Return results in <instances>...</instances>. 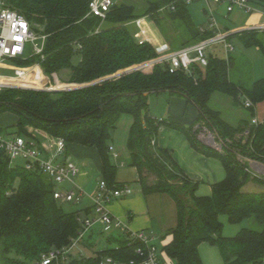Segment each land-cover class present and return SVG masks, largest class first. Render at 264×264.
<instances>
[{
    "label": "trees",
    "instance_id": "trees-1",
    "mask_svg": "<svg viewBox=\"0 0 264 264\" xmlns=\"http://www.w3.org/2000/svg\"><path fill=\"white\" fill-rule=\"evenodd\" d=\"M89 1L0 0L1 8L17 12L33 31L46 37L43 60L30 57L12 60L13 64L23 68L39 64L44 80L33 83L39 87L46 83L56 90L0 92V114L10 112L17 118L12 126L16 131L8 138L31 139L33 136L27 131L31 128L62 139L66 147L77 144L95 148L101 162V179L109 189L120 188L114 182L116 167L110 162L108 147L121 116H130L127 166L136 169L137 184L144 195L166 194L176 206L177 223L171 231V242L164 248L173 264H202L198 253L202 243L216 247L223 264H264V192L242 190L250 181L264 185V124L250 123L253 109H248L250 119L230 124L209 107L215 93L237 103L242 96L253 106L262 103L264 80L254 81L247 88L237 86L228 78L231 59L226 61L211 54L207 66L196 68L192 76L169 73L157 65L149 71L127 72L158 54L150 42L137 43L126 25L145 16L159 26V11L172 3L174 11L169 10L166 17L171 22H181L186 36L179 48L212 34L199 32L188 5L182 2L152 0L141 12L133 5L117 3L101 23L97 17L87 16ZM248 2L264 9V0ZM97 28L99 32L94 34ZM237 35L246 47H259L264 52V33ZM237 35L231 34L229 39ZM75 56L79 61L73 64ZM63 70L68 71V79L58 83L54 78ZM163 93L184 97L197 109L193 125L183 126L150 115L148 96ZM162 127L180 132L193 150L221 162L225 177L211 187L209 197L197 196L198 184L184 174L167 149L157 146ZM202 127L214 131L220 151L197 142L196 134ZM252 163L260 164L263 173L252 175ZM54 188L41 172L11 166L0 149V264H33L50 251L69 247L77 238L78 217L58 205L53 198ZM221 215L230 224L250 221L256 229L246 227L233 237H224ZM138 246L125 241L92 258L69 255L67 264H99L105 257L126 262L134 258Z\"/></svg>",
    "mask_w": 264,
    "mask_h": 264
},
{
    "label": "built area",
    "instance_id": "built-area-1",
    "mask_svg": "<svg viewBox=\"0 0 264 264\" xmlns=\"http://www.w3.org/2000/svg\"><path fill=\"white\" fill-rule=\"evenodd\" d=\"M118 1L119 0H90L88 3L87 16L97 17L100 22L103 23L111 8ZM193 1L195 0H174V3L182 2L186 5H190ZM203 1L209 5L208 0ZM211 3L215 6L223 5L227 14L232 13L234 10H238L249 16L260 14V16L264 18V9L254 6L249 3L248 0H211ZM164 9H161V11ZM166 9L174 11L173 3L167 6ZM206 17L208 23L207 27H200L199 32L201 34L210 32L212 34L210 37L174 51L158 54L157 58L136 65L127 72L149 71L157 65L164 67L169 73L179 72L192 76L196 68L204 69L207 66L208 57L211 54V47L222 45L224 52L226 54L230 53L233 48L229 42V36L234 34V32L224 31V28L216 23L211 8H208ZM239 30L264 33V22L251 24ZM98 32L99 28L94 31V34ZM45 38L46 37L41 33L33 31L30 24L23 16L8 8H0V65L15 59L24 60L30 57H39L40 60H43ZM36 79L44 80L39 73V64L17 69L14 71V74L10 76L0 75V92L8 89L46 92L56 91L51 87L47 88L46 83H44L43 87H39L36 83H33ZM240 100H242V105L245 109H253L254 106L247 97L242 96ZM251 124L257 126L259 122L256 118H252ZM208 143H212V145H214L212 147L215 150H221L220 143L217 145L212 139H209ZM50 146L52 149L50 156L48 158H43L34 139L17 136L14 138H3L0 135V149L4 151L11 166H16L18 165L16 162L21 161V166L25 170L41 172L55 185L53 198L56 201L77 203L82 194L81 191H74L73 188L67 190H60L59 188L65 184H69L73 187L78 175V169L70 161L61 159L66 149L62 139H51ZM112 150V147H108L109 152H112ZM259 165L258 163L251 164L250 168L252 175H260ZM129 194H131V190L126 186L109 189L103 180L99 181L97 193L91 198L94 218H87L84 220L78 219L80 225L79 233L70 246L62 250L50 251L33 264H67L68 256L71 251L84 239L94 225L100 224L109 227L114 224L116 227H120L121 223L113 219L107 209V205L110 201ZM121 233L128 245L139 244V246L134 249V258L123 262L105 257L101 259L99 264H163L160 259L163 253L157 250L154 244V236H148L143 231H131L125 226L121 227Z\"/></svg>",
    "mask_w": 264,
    "mask_h": 264
},
{
    "label": "crops",
    "instance_id": "crops-1",
    "mask_svg": "<svg viewBox=\"0 0 264 264\" xmlns=\"http://www.w3.org/2000/svg\"><path fill=\"white\" fill-rule=\"evenodd\" d=\"M208 8L211 7H207L206 11H208ZM259 19V23L264 22V18ZM242 27L244 26H235L232 27V29H227V31L235 32L242 29ZM224 29L226 30V28ZM161 46L160 50H162V53H165V48L163 49ZM153 47L157 54H159L154 45ZM10 63L11 62L9 61L0 65V75L10 76L14 74L15 70L23 68L11 67ZM63 75L64 74L61 76L63 78L66 77L67 80L68 73L65 76ZM172 105L180 112H182L181 109L185 112L188 106H190L191 111L188 115L189 117L183 121H180L181 119L179 116L175 118V120L170 119L167 112V116L165 117H168L167 120L169 122L177 123L183 126H190L194 124L198 114L197 109L193 107V105L189 104L184 97H169L168 107L170 108ZM258 114V111H256V114L254 112L251 119L256 118L258 122L262 121L260 120L261 118L258 117ZM128 117L129 119L126 121L127 136L125 146L118 142L117 138L114 136L115 132H113L111 142L109 143V147H112L113 149L112 152H109L110 162L116 167L114 182L120 187L126 186L131 190V194L125 195L119 199H114L107 205V209L111 216L113 219L118 220L121 223V226L116 227L114 224L109 227H105L100 224L94 225L86 234L85 240L76 246V250L72 251L73 254H77V256H74L75 258L79 255L88 259L92 258L98 252L116 249L118 245L125 242L121 233V227L125 226L131 231H143L148 236H154V244L157 250L163 253L164 256H161L160 258L162 263L173 264V261L165 255L164 248L171 242V231L175 228L177 223L176 206L174 201L166 194L144 195L137 184L138 173L136 169L127 166L129 153L126 147V142L129 129L132 124V118L130 116ZM15 123L13 125H15ZM29 129L30 130L28 132H30L33 136L31 139L36 141L42 157L48 158L52 151L50 140L53 139V137L42 131H33L31 128ZM156 144L158 147L167 149L184 174L191 181L198 184L196 195L199 197H209L211 195V187L221 182L225 177L223 166L218 159L205 156L193 150L187 139L178 131L171 130L166 127L160 128L156 138ZM61 159L73 163L78 169V175L75 179V185L73 187L69 184H65L59 189L67 190L73 188L74 191H81L82 194L79 202L77 203L59 202L71 204L72 206H69V212L67 213H75L80 220L94 218L91 198L97 193L99 181L102 180L100 173L101 162L97 150L95 148L77 144H68ZM244 187L242 190H244ZM244 191L264 192L260 190L253 191L248 188ZM102 237H105L106 243L102 246V248L96 250L92 241L98 242L99 240L100 242ZM72 251L70 255L72 254ZM198 253L202 264H223L219 251L214 246L202 243L198 247Z\"/></svg>",
    "mask_w": 264,
    "mask_h": 264
},
{
    "label": "rangeland",
    "instance_id": "rangeland-1",
    "mask_svg": "<svg viewBox=\"0 0 264 264\" xmlns=\"http://www.w3.org/2000/svg\"><path fill=\"white\" fill-rule=\"evenodd\" d=\"M152 0H119L117 3H126L128 5H133L135 9L138 12L143 11L147 6L148 3ZM116 3V4H117ZM209 5L203 1V0H195L192 2V4L188 5V11L191 16V19L195 26L198 28H206L207 27V17L204 13V10H206L207 7H211V12H213L214 19L216 23L226 29H232V27L235 26H244L242 28L247 27V25L250 24H256L259 23L260 19L263 18L260 16V14L255 15H246L242 11L234 10L232 13L227 14L225 12V7L223 5L215 6L211 3V0H208ZM208 5V6H207ZM1 8V6H0ZM166 9V8H165ZM169 9H166L164 11H159L158 13V22L159 26L152 21L151 17H142L139 18L128 25H126V28L128 31L133 35L134 40L137 43L145 42L148 40L151 42L155 48L158 50V53L161 54L162 50H160V46L167 51H174L177 50L180 47V43L183 41L184 38V32H183V25L181 22H171L166 17L167 12ZM225 31V29H224ZM242 32H248V31H235V35ZM233 33V32H232ZM257 33V32H256ZM260 34V33H257ZM186 37V36H185ZM243 37V36H242ZM264 41V39H263ZM170 42V44H169ZM229 42L232 45L233 50L226 54L224 52L222 45H216L210 48V53L212 55L217 56L219 59L228 60L231 59V65L229 67L228 71V78L229 80L234 83L237 86H243V87H249L254 81L258 80H264V52L259 48L255 46L246 47L241 40V37L233 36L229 39ZM264 47V42H263ZM164 50V51H165ZM163 54V53H162ZM79 61V57L75 56L72 59V63L76 64ZM10 66L16 68L17 66L13 64L12 61H10ZM12 64V65H11ZM68 71L63 70L61 71L57 76H55L58 83L63 82L66 80V77L63 78V76L67 75ZM51 82V80H50ZM50 85L46 86L47 88ZM51 86L53 87V81ZM74 87V86H73ZM169 97L167 94H150L148 96V109L150 112V115L152 117H155L158 120H167V112L170 119L175 120L179 116L181 119L180 121H183L187 119L189 116V113L191 111L190 106H188L187 110L184 112L183 109L182 112H180L177 108H175L173 105L168 107ZM190 104V103H189ZM192 105V104H191ZM194 107V106H193ZM209 107L212 110L218 111L221 114V117L223 120L230 124H235L236 121L239 119H250L251 112L248 109H245L242 105V100L239 101V103L235 102L231 97L215 93L212 95ZM253 115L254 112L256 114V111L259 112L258 117L261 118L259 123L264 124V102L259 103L257 105H254L253 107ZM129 119L128 116L123 115L120 118V122H118V126L114 131V136L117 138L118 142L122 143L123 146H125L127 131H126V121ZM16 120V116L13 113L6 112L0 114V135L3 138H8L13 134L16 130L11 127ZM30 129L27 128V131ZM113 134V133H112ZM217 136L214 133L213 130H208L204 127H202L199 132L196 134V140L203 146L209 147L214 149L212 146V143H208L209 139H212L213 142H215L217 145L219 143V139H216ZM216 147V146H215ZM239 160H244L241 157H238ZM16 164L21 165V161H17ZM259 172L260 174L263 173V167L259 165ZM261 177H264L261 175ZM248 185V186H247ZM245 187V189H251L253 191H264V185L259 184L255 181L248 182ZM243 190V191H244ZM66 213L69 212V206H72L71 204H64L59 202L58 204ZM220 222L222 223L223 230L222 235L224 237H233L235 236L239 230L246 227H251L253 229H256L254 224L250 221H243L241 224H230L227 222V217L225 215H221L219 217ZM85 240V237L84 239ZM82 240V241H83ZM81 241V242H82ZM94 248L98 250L99 248H102V246L106 243L105 237H102L100 239V242L92 241ZM76 248L73 249L76 250ZM72 256H77V254H73ZM78 259H85L83 256L76 257ZM2 261V256L0 254V262Z\"/></svg>",
    "mask_w": 264,
    "mask_h": 264
},
{
    "label": "water",
    "instance_id": "water-1",
    "mask_svg": "<svg viewBox=\"0 0 264 264\" xmlns=\"http://www.w3.org/2000/svg\"><path fill=\"white\" fill-rule=\"evenodd\" d=\"M61 91V90H60Z\"/></svg>",
    "mask_w": 264,
    "mask_h": 264
}]
</instances>
